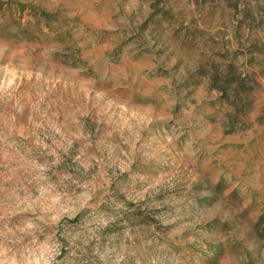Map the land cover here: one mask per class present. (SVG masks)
<instances>
[{
  "label": "clouds",
  "instance_id": "9594fccd",
  "mask_svg": "<svg viewBox=\"0 0 264 264\" xmlns=\"http://www.w3.org/2000/svg\"><path fill=\"white\" fill-rule=\"evenodd\" d=\"M0 264H264V0H0Z\"/></svg>",
  "mask_w": 264,
  "mask_h": 264
}]
</instances>
